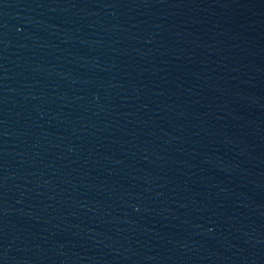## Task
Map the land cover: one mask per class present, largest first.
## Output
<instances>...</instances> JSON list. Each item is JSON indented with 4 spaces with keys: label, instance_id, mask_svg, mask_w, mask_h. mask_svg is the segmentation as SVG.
I'll list each match as a JSON object with an SVG mask.
<instances>
[{
    "label": "water",
    "instance_id": "water-1",
    "mask_svg": "<svg viewBox=\"0 0 264 264\" xmlns=\"http://www.w3.org/2000/svg\"><path fill=\"white\" fill-rule=\"evenodd\" d=\"M0 264H264V0H0Z\"/></svg>",
    "mask_w": 264,
    "mask_h": 264
}]
</instances>
